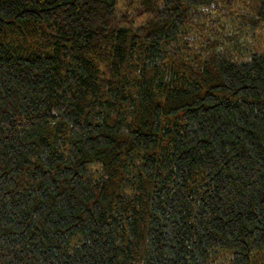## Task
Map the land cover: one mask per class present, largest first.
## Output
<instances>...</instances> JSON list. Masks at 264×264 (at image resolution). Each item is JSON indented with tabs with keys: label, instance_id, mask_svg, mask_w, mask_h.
<instances>
[{
	"label": "trees",
	"instance_id": "obj_1",
	"mask_svg": "<svg viewBox=\"0 0 264 264\" xmlns=\"http://www.w3.org/2000/svg\"><path fill=\"white\" fill-rule=\"evenodd\" d=\"M120 2L0 0V264H264V0Z\"/></svg>",
	"mask_w": 264,
	"mask_h": 264
},
{
	"label": "rangeland",
	"instance_id": "obj_2",
	"mask_svg": "<svg viewBox=\"0 0 264 264\" xmlns=\"http://www.w3.org/2000/svg\"><path fill=\"white\" fill-rule=\"evenodd\" d=\"M124 0H121L120 7H123ZM230 30H226L228 33ZM246 34H242L240 37L239 46H233L231 50V45L228 46L230 51L232 52V58L236 61H244L246 58H248V55L251 51L257 52V53H263L264 54V24L263 27H261L259 30L256 31H250L246 32L243 31ZM38 36V35H37ZM37 36L34 38L33 36L26 35L24 38L27 39V41L31 44H37L38 39ZM247 51V52H246ZM216 264H224V261H217Z\"/></svg>",
	"mask_w": 264,
	"mask_h": 264
}]
</instances>
